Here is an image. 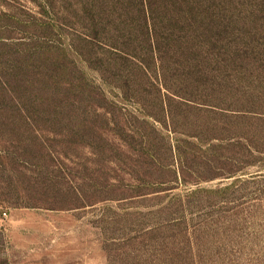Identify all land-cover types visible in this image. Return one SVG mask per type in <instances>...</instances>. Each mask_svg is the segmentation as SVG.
Segmentation results:
<instances>
[{
  "label": "trees",
  "instance_id": "trees-1",
  "mask_svg": "<svg viewBox=\"0 0 264 264\" xmlns=\"http://www.w3.org/2000/svg\"><path fill=\"white\" fill-rule=\"evenodd\" d=\"M28 1L0 0V170L11 186L31 169L46 174L50 209L117 202L100 215L119 234L111 264H217L207 252L180 259L186 243L172 248L167 232L227 231L232 197H264V112L235 98L264 72V0ZM238 128L245 155L216 151ZM243 164L257 174L237 176ZM214 170L235 178L200 187ZM4 243L0 233V264Z\"/></svg>",
  "mask_w": 264,
  "mask_h": 264
},
{
  "label": "rangeland",
  "instance_id": "rangeland-1",
  "mask_svg": "<svg viewBox=\"0 0 264 264\" xmlns=\"http://www.w3.org/2000/svg\"><path fill=\"white\" fill-rule=\"evenodd\" d=\"M20 1L32 7L28 0ZM260 48L255 47L257 50ZM255 76L256 78L249 77V81H254L249 84L250 91L238 93L235 98L244 101L245 97H251L256 102L254 109L264 112V72L261 70ZM240 108V104H236L232 109ZM158 127L161 136L165 135L166 131ZM238 129L231 133H221L222 138H235V143L223 142L222 147L216 151L231 157L245 155L246 141L240 139L241 135L239 137L234 134L241 133L242 130ZM52 137L51 132H42V140L46 145L54 144ZM47 159L50 163V157ZM224 162L230 171L232 166L225 158H216L214 165L220 166ZM239 168L237 176L244 178L253 177L258 170L256 166L244 164ZM220 173L219 170H214L207 174V178H203L199 186L216 189L231 183L235 178L224 177L227 175ZM13 175L17 183L11 186L8 172L0 170V233L5 241L2 254L7 258L8 264H111V257L115 258L116 242H109V239L119 237V234L115 230L117 226L114 228L101 221L100 215L105 205L116 208L117 202L98 203L81 209H50L46 203V199L48 203L50 201V194L45 193L37 182L46 176L44 172L21 168ZM257 180L264 179L259 177ZM27 182L29 186L26 185ZM196 186L191 183L186 186L189 189H185V185H178L173 192L186 194ZM257 186L258 182L251 183L248 191ZM231 199L234 202L223 209L227 218L232 217V223L229 224L231 227L227 231L217 225L210 227L208 224L205 228L194 229L189 226L188 229L176 228L167 232L171 234L168 239L176 242L172 248L186 243V249L180 252V259L185 261L194 255L197 257L200 253L207 252L216 256L217 264H264V197L244 198L242 193H237ZM26 202H34L37 206L29 207L24 204ZM246 208L250 211L247 212ZM139 210L144 212L147 209L141 207ZM244 215L247 216L242 217ZM197 217L196 212L187 215V219H193V223H199ZM160 231L156 232L155 237L160 236Z\"/></svg>",
  "mask_w": 264,
  "mask_h": 264
}]
</instances>
